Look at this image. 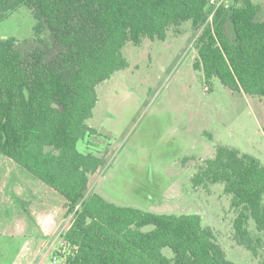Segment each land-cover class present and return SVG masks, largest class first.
Instances as JSON below:
<instances>
[{
	"label": "trees",
	"instance_id": "1",
	"mask_svg": "<svg viewBox=\"0 0 264 264\" xmlns=\"http://www.w3.org/2000/svg\"><path fill=\"white\" fill-rule=\"evenodd\" d=\"M208 0H0V22L21 7L33 12L34 38L0 39V154L66 200L72 224L68 264H234L199 215H163L87 197L90 176L106 164L110 136L88 125L97 87L126 69L128 43L166 41L186 22L205 82L264 98V21L253 0H235L208 24ZM264 133V124L262 127ZM86 146L81 151L79 145ZM223 183L238 211L235 236L255 252L250 221L264 231V165L219 146L192 179ZM152 226L150 231H143ZM169 248L173 257L164 255Z\"/></svg>",
	"mask_w": 264,
	"mask_h": 264
},
{
	"label": "rangeland",
	"instance_id": "2",
	"mask_svg": "<svg viewBox=\"0 0 264 264\" xmlns=\"http://www.w3.org/2000/svg\"><path fill=\"white\" fill-rule=\"evenodd\" d=\"M253 2L261 7L256 20L264 21V0ZM35 24L33 12L21 7L0 22V39L14 37L26 47L34 38ZM201 31L186 22L171 28L166 41L144 39L140 45L125 46L129 66L97 87L98 102L87 122L110 136L106 164L90 176L87 197L98 194L116 205L156 214L199 215L229 261L264 264V231L258 232L251 220L249 228L259 239L256 251L238 243V211L225 185L195 187L192 182L219 146L235 148L264 165V98L234 93L219 79L205 82L203 72L195 68ZM79 148L87 150L82 144ZM66 215L60 219L68 224ZM62 232L57 249L42 264H52L64 250L69 253L63 239L66 230ZM21 242L0 239V264H12ZM163 253L173 257L169 248Z\"/></svg>",
	"mask_w": 264,
	"mask_h": 264
},
{
	"label": "crops",
	"instance_id": "3",
	"mask_svg": "<svg viewBox=\"0 0 264 264\" xmlns=\"http://www.w3.org/2000/svg\"><path fill=\"white\" fill-rule=\"evenodd\" d=\"M65 211L62 195L0 154V239L23 241L12 264H42L72 224Z\"/></svg>",
	"mask_w": 264,
	"mask_h": 264
},
{
	"label": "built area",
	"instance_id": "4",
	"mask_svg": "<svg viewBox=\"0 0 264 264\" xmlns=\"http://www.w3.org/2000/svg\"><path fill=\"white\" fill-rule=\"evenodd\" d=\"M235 0H208L207 8L209 12L208 24H213L214 18L219 10L221 9H231L234 6ZM64 239V237H63ZM66 246L69 248V253L67 254L66 251H62V255H55L52 264H68V256L70 254V247L69 244L64 239Z\"/></svg>",
	"mask_w": 264,
	"mask_h": 264
}]
</instances>
